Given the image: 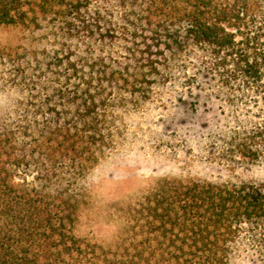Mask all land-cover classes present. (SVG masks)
I'll return each instance as SVG.
<instances>
[{"label": "trees", "instance_id": "1", "mask_svg": "<svg viewBox=\"0 0 264 264\" xmlns=\"http://www.w3.org/2000/svg\"><path fill=\"white\" fill-rule=\"evenodd\" d=\"M0 28L21 40L0 45V264H230L246 238L264 248V182L245 179L162 181L114 247L77 232L118 113L174 71L230 111L216 158H264V0H0Z\"/></svg>", "mask_w": 264, "mask_h": 264}, {"label": "rangeland", "instance_id": "2", "mask_svg": "<svg viewBox=\"0 0 264 264\" xmlns=\"http://www.w3.org/2000/svg\"><path fill=\"white\" fill-rule=\"evenodd\" d=\"M20 41L16 31L0 28V45ZM180 78L174 71L145 103L118 113L113 146L82 182L87 195L79 210L80 235L114 247L119 233H134L140 209L166 179L264 182V158L230 167L214 156L235 122L220 101L188 92ZM230 264H264V248L258 250L246 238Z\"/></svg>", "mask_w": 264, "mask_h": 264}]
</instances>
